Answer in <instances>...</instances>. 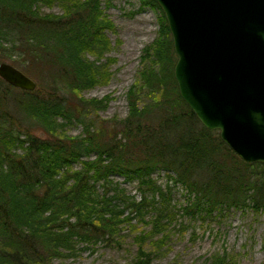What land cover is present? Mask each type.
<instances>
[{
    "label": "trees",
    "instance_id": "16d2710c",
    "mask_svg": "<svg viewBox=\"0 0 264 264\" xmlns=\"http://www.w3.org/2000/svg\"><path fill=\"white\" fill-rule=\"evenodd\" d=\"M102 1L0 0V62L22 58L29 72L46 69L64 85L45 94L0 80V264H52L74 252L77 241L109 243L129 224L120 204L139 216L151 207L157 212L153 229H162L166 208L153 202L155 195L167 198L153 179L159 171L187 191L184 215L231 208L264 213V165L239 159L181 100L171 35L155 0H141L160 11V30L144 52L148 64L139 85L128 91V115L110 121L109 128L110 122L88 120L90 111H73L67 95L108 81L110 59L100 61L112 26ZM54 5L60 13L42 12ZM14 92V108L46 138L21 131L22 122L12 119L7 97ZM105 102L93 100L90 109L103 110ZM57 119L78 122L81 134H64ZM116 176L137 183L139 200L127 196ZM154 233L135 236L137 251L129 264H155V253L145 249ZM214 261L224 264V257Z\"/></svg>",
    "mask_w": 264,
    "mask_h": 264
},
{
    "label": "rangeland",
    "instance_id": "374dc122",
    "mask_svg": "<svg viewBox=\"0 0 264 264\" xmlns=\"http://www.w3.org/2000/svg\"><path fill=\"white\" fill-rule=\"evenodd\" d=\"M101 9L112 26L106 32L109 50L100 61L105 63L110 59L107 62L108 81L80 93H71V97L67 96L73 111L76 112L77 108L79 111L83 110V114L90 111L88 120L101 119L106 124L124 119L128 115V91L139 85L141 70L148 64L147 60H143L144 52L159 37L161 13L156 8L144 5L141 0H103ZM59 10L60 8L54 5L44 7L42 12L56 14L60 13ZM1 62L16 67L31 78L36 83L34 91L46 94L52 93L53 87L64 86L59 78L46 69L43 71L34 67L30 73L27 69L29 65L22 58L13 56ZM53 78H56V84H53ZM14 93L7 97L12 119L16 123L22 122L21 131L28 130L32 135L46 138L47 135L40 126L23 119L14 108L17 92ZM93 100H106V107L103 110H91ZM143 102L148 103L146 99ZM84 105L88 108L85 109ZM57 122L63 124L62 131L68 136H79L82 132L83 126L78 122L68 124L62 119H57ZM111 122L107 124L109 128ZM26 126L30 129H25ZM78 167L77 165L76 168ZM169 175L174 177L172 173ZM153 179L167 193L165 201L158 195L153 197L156 208H166V216L162 218V224L165 226L162 229H153L157 212L151 207L147 206L143 215L139 216L120 204L119 209L123 210V217L130 220L129 224H123L119 235L109 243L97 242L89 245L77 241L74 252L66 258L54 260L52 264H129L137 251L135 236L145 235L150 231L157 233L146 241L145 249L155 253V264H213L219 257H224V264H264L263 212L231 208L215 210L211 214H197L194 217L184 215L181 209L188 200L184 187L172 184L167 173L163 171L153 174ZM113 180L119 183V187L125 190L127 196L139 200L141 192L136 182H125L122 177L117 176Z\"/></svg>",
    "mask_w": 264,
    "mask_h": 264
},
{
    "label": "water",
    "instance_id": "95a60500",
    "mask_svg": "<svg viewBox=\"0 0 264 264\" xmlns=\"http://www.w3.org/2000/svg\"><path fill=\"white\" fill-rule=\"evenodd\" d=\"M169 29L181 100L243 162L264 165V0H155ZM0 79L36 83L0 63Z\"/></svg>",
    "mask_w": 264,
    "mask_h": 264
}]
</instances>
